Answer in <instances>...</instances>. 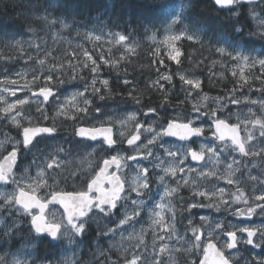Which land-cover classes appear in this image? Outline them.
<instances>
[{"label":"snow or ice","instance_id":"6c2138e0","mask_svg":"<svg viewBox=\"0 0 264 264\" xmlns=\"http://www.w3.org/2000/svg\"><path fill=\"white\" fill-rule=\"evenodd\" d=\"M264 5V0H260ZM214 4L220 10L227 9L232 16L237 18V22L232 25L237 38L233 40L222 41L224 46H216L214 51L220 57H228L233 61L241 62L244 67L256 68L262 70L261 76L256 79L264 80V58H255L244 55L242 52L236 51L238 40L243 38L244 25L239 23V18L245 15L242 8L245 4L254 5L255 0H214ZM155 7L162 12L167 13L171 18V23L168 25V30L171 33L173 26L183 24L186 19V13L191 10L193 4L191 0H155ZM53 7L52 4L41 5L34 4L33 8L38 13L35 15V20L42 22L45 27H52L59 23L62 27H69L64 20L51 18L48 9ZM42 9V12H41ZM261 15L256 14L255 7L249 8L248 13L251 19L256 20L259 26V35L264 39V8H261ZM28 31L35 32L34 28L29 27ZM200 29L190 25H184L180 28L178 34H170L165 37L164 43L169 46L168 59L180 63L181 51L175 45V41L187 39L188 41L200 42L198 35ZM55 35V33H53ZM256 32H250L249 35H256ZM118 39L117 43L123 42L127 37L123 34H115ZM87 39L101 40L100 35L93 36L92 33H85ZM221 42L217 41L219 45ZM22 55L25 49L19 41L13 45ZM30 47L37 50L35 63L38 68L33 69L32 79L26 81L20 88L13 89L8 85H17V79H10L7 75L0 79V92L7 93L9 96L15 97L17 91L26 90L31 93V96L17 98L9 103L3 95H0V118L7 120L13 127L19 130V138H14L5 135V139L0 140V185H4L0 189V214L7 215L10 219L4 221L3 215H0V223L3 224L5 236H15L22 233L27 228V233L31 237L28 243L33 240L39 242H47L49 247L60 248L63 241L67 239L69 244L81 243L76 241L77 237L86 235L92 222H95L97 229L102 226L107 228L106 231H98L100 236H114L119 230L121 238L124 239L123 226L129 225L131 222L137 221L136 218L141 217L144 211H147L150 221V228L153 239L151 251L144 240V229L139 233H129L127 239L136 241L135 244H130L128 247L122 248L123 264H185L188 256H194L202 251V258L198 264H239L237 253L240 252L239 246L250 245L252 248H260L261 252L251 258L244 257L245 264H264V226H239L231 229H226L225 225L220 222L212 223L208 217H201L199 225H193V222L188 217V227L186 231L191 232V236L181 235L177 228V211H187L194 214L193 210L201 207H207L219 211L226 207L231 209L233 205H237L233 215L239 218L251 219L257 214L259 209L261 214H264V178L248 174V180L252 182V194L249 195L244 181L237 176L240 171L242 161L231 158L223 171H220L218 165L221 163V155L228 153H238L242 157H260L264 160V146L256 148L250 142L259 139L261 144H264V98L251 99L248 96H242V99L229 98V103L233 105L246 103L258 105L260 115L248 111L251 117H246L240 120L239 123H230L231 114L228 117L221 118L218 115L217 108H211L209 112H202L201 108L205 107L202 103L193 104V111L199 116H206L212 122L214 131L211 135L219 142V145L208 146L200 144L198 150H194L191 146L181 144L179 146L170 144L164 141V137H175L181 142L192 141L193 137H201L205 134V129L202 126H196L198 117L188 118L177 115L175 118L167 120L166 126L163 122L152 121L147 126L140 122H136V114H129L123 119H113L108 117L106 121H101L99 126H76L74 134L82 139L91 141L102 140V143L112 149L118 143L114 139V127H118V135L120 141H125L133 154L126 155L124 151L118 150L115 155L104 158L102 163L95 165L91 159L92 153L88 157L80 161L81 167L72 172L71 175L76 177L79 172L88 171L94 173L90 179L86 180V188L78 191H64L59 189L58 181L53 177L52 183H49V170L59 169L63 166V161L59 159L56 153H49L45 156L42 163H38V155L43 154V150L37 148L40 139H49L57 133L58 127L56 121L63 117L65 120H84L91 115L93 107L97 113L104 115L101 107L94 104L93 99H89L85 93L91 90L93 97H98L104 101L107 97L113 95L112 89L107 79L100 80L99 84L103 87H97L98 80L95 74L100 71V64L93 59V55L88 50L82 49V55L85 58L79 61L81 69H88L93 78L91 82L85 81L83 91H77L71 96L66 97L64 102L56 107L55 112L51 117L47 114L44 105L50 102V98L55 96L53 88L50 86L54 81V73H58L63 69V65L47 64L46 58L40 57L41 45L33 42ZM131 50V49H129ZM51 55V52H46L45 57ZM2 58V57H0ZM77 58L78 57H74ZM28 60H33L31 53L27 54ZM100 59L106 65L117 66L119 60L105 59L101 53ZM123 59V56L120 57ZM162 63V62H161ZM72 71L77 72L78 65H71ZM39 71H44L43 81L44 86L33 90V85L41 80V76L36 74ZM17 77H22L26 73H16ZM233 75H236L233 73ZM73 75L71 79H76ZM81 80L85 77L80 76ZM172 76L163 74L158 80L153 81L149 87L158 86L164 90V85L161 80L172 83ZM179 79L185 85H190L192 89H199L201 81L199 79L187 78L184 74H179ZM240 79L244 84L248 83V78L241 70ZM55 80L63 83L60 77L55 76ZM125 85L131 81L125 79ZM134 91V90H133ZM233 91H236L234 89ZM264 93V88L258 89ZM191 96V92H188ZM135 103L140 104L141 99L134 96L133 92H128ZM42 97V100L40 99ZM202 101L209 100L207 95L200 98ZM222 98H216L215 103L220 104ZM168 102V96H164V103ZM184 103V101H180ZM36 104V111L44 121L52 120L51 125H44L40 120L25 110V106ZM164 104H161L163 107ZM223 105L220 111L223 110ZM155 107H149L145 111V116L149 113H156ZM239 119V117H238ZM186 121V122H185ZM241 124L244 125L246 136L242 137ZM134 125L135 131L128 134L131 127ZM251 125V127H249ZM259 138L253 132L257 129ZM123 129V130H119ZM142 133L151 134L146 143H138L141 141ZM39 138V139H38ZM194 142V141H192ZM159 145L163 148L164 159L159 155H154L153 147ZM153 146V147H150ZM10 147V150H9ZM36 149L33 155L32 164L36 165L37 171L35 176L28 175L29 168L25 167L23 172L18 176V161L21 151L32 152ZM175 149V150H173ZM63 148H57L56 152H63ZM6 152V154H4ZM153 157L157 163L154 168L159 169V173L151 171L147 166H142L140 159L148 160ZM190 157L192 161L201 162L202 169L198 170L193 167H181ZM129 161L135 162V167L129 164ZM211 162L213 167L207 168V163ZM252 167H256L255 164ZM125 168L132 169V174L128 175L124 172ZM98 169V170H97ZM178 173H184L182 179H176ZM195 174L196 178H190V174ZM243 175V174H241ZM171 181H174L171 182ZM217 181L223 180L225 184L232 187L234 190H229L224 187H217L212 184L211 188H207L203 182L212 179ZM157 186V192L153 193V183ZM259 185V187H258ZM191 187L192 197L194 202H185L186 207L181 206L179 209L175 203L179 197L182 188ZM162 189V192L160 191ZM42 190L44 195H41ZM135 194V198L132 194ZM258 193V194H257ZM158 195L159 199L154 197ZM147 197V201L145 199ZM195 198H203L209 201L204 204ZM130 202V203H129ZM60 205L63 212L57 216L56 212H49L50 205ZM239 205H243L240 207ZM120 213L118 222L115 227H107L109 223L114 222V217ZM166 213L170 215H166ZM103 222V225L102 223ZM243 234V235H238ZM226 237V239H224ZM170 241H175V244H170ZM180 245L177 247L176 245ZM139 250V251H137ZM232 250H235L233 252ZM245 253L248 251L244 250ZM103 255V252L101 253ZM167 257V259H163ZM183 257L184 259H181ZM0 264H9L5 257L0 256ZM11 264H29L28 260H13ZM31 264H36V261H31ZM49 264H53L49 261ZM64 264H78L77 261L65 260ZM111 264H120L119 258L112 261ZM190 264H197L195 259L190 261Z\"/></svg>","mask_w":264,"mask_h":264},{"label":"flooded vegetation","instance_id":"af4514ba","mask_svg":"<svg viewBox=\"0 0 264 264\" xmlns=\"http://www.w3.org/2000/svg\"><path fill=\"white\" fill-rule=\"evenodd\" d=\"M77 27H69L70 32H73L74 29ZM65 29V28H64ZM63 29V30H64ZM81 32L84 33H94V32H106L107 39L112 40L114 43L111 44L110 41L107 42L103 41L97 45H87L83 48H78L77 52L81 56H72L71 58H62L59 61H63L66 63H70V65L76 64L78 65L77 72H66L65 74L61 71L58 73H54V81L50 85L53 88V91L55 93V96L50 98V102L44 105L45 110L47 111V114L49 117L53 115V113L56 110V107L63 103L66 97L71 96L73 93L77 91H83L85 86V81L88 83L91 82V79L93 78V74L88 69H83L79 67V61L84 60L85 58L82 55V49H86L89 51L90 54L93 55V59L97 61L98 64H100V71L96 75V78L98 80L97 87H101L103 94V87L99 84L100 80L107 79L109 81V85L112 89L113 95L111 97H107L104 101H101L98 99V97H93L91 90L89 92L85 93V95L89 99L94 100V104L101 107V110L106 115H111L114 117H118V119L126 118L129 114L135 113L136 114V122H140L147 126L148 123H151L152 121H160L163 122L166 126L167 120L175 118L178 114L181 116H185L188 118L192 117H198V113L193 111V104L198 103V89H192L190 85H185L183 82L179 79V74H184L187 78H193L198 79L196 75H193L189 72H184L181 70L180 63L184 61L180 57V63L177 64L175 61H171L168 59V57L163 56H155L154 50H151L150 47H147V50L142 52L144 55H136L140 52V45H137L135 41H132L131 46L129 48H124L117 45V39L118 37L115 35L116 33H120L117 30L109 29L101 27L100 29H97L96 31H93L89 28H79ZM66 30V29H65ZM255 32L257 33L255 36L257 39V44L259 46V49L257 52H246L247 54L255 56V58H264V39L260 38L259 35V29H255ZM122 34V33H121ZM128 39L130 38V35L123 34ZM66 36V35H65ZM55 40H60L62 37L60 34H56L53 36ZM147 38V36H146ZM87 39V38H86ZM146 44L148 42L146 41ZM111 50L112 48L118 49V52L123 56V59H120V57L112 58L111 60H119V64L117 66H112L115 71L108 72L106 71V68H109L110 65H106L103 63L101 59H98L97 57L101 55V49ZM131 49V50H129ZM238 51V50H236ZM16 56L12 57L10 60L3 57L0 59V79L2 75L8 73L9 71H13L15 74V78H17L16 73H26L29 71V78L28 81L32 79L33 75V69L38 68V65L35 63V57L37 53H34L33 60H28L27 56L23 58V55L18 51L15 50ZM130 56H126L129 55ZM148 54L149 56H147ZM152 55V56H150ZM74 57H78L74 58ZM41 58H46L47 64H53L55 63L54 59L52 57L48 56H41ZM162 62V63H161ZM69 68V67H68ZM236 68V67H234ZM81 70V71H78ZM251 71L245 70L244 73L245 76L248 78V83L244 84V81L240 79L241 73H236L238 79L240 80V86H239V94L240 99H242V96H248L251 99H261L264 98V93H261L258 91V89L264 88V80L256 79V77L261 76L262 70L259 69L257 66L256 68H250ZM236 72V70L234 71ZM44 71H39L36 74L43 76ZM232 73V72H231ZM163 74H169L172 76V83H168L167 81L161 80L160 83L164 85V90L159 89L158 86L156 87H149V85L153 82L159 79V77ZM59 76L60 80H63V83H59L55 80V76ZM73 75H76V79H71ZM117 75V76H116ZM233 75V73H232ZM83 76L85 77V80H81L79 77ZM127 79L131 81L130 84L125 85L123 81ZM18 84L23 85L24 82L22 80H18ZM17 84V85H18ZM20 85V86H21ZM44 86L43 77H41V80L38 81L35 85H33V90H38L39 87ZM134 90V91H133ZM25 91V92H24ZM22 90L24 95L26 93H29L28 95L31 96L30 92H26V90ZM132 91L134 96H138L141 99V103L137 104L135 101L128 96V92ZM191 92V96L188 95V92ZM168 96V102L164 103V96ZM212 98H220L221 96L211 94L209 95ZM235 96V92L231 93L230 95L223 96L222 98L228 100V98ZM42 100V97L40 98ZM180 101H184V103H180ZM161 104H164L163 107H161ZM227 104V103H226ZM240 110L245 114L247 112L246 108L252 106L251 104L242 103ZM31 111L30 114L40 120L41 124L44 125H51L52 120L49 119L47 121H44L42 117H40V114L36 111V104H31ZM149 107H155L157 109L156 113H149L147 116H145V111ZM211 108H214L213 105H209V111ZM219 113H221L220 110H218ZM223 115L225 117H228L230 113V108L226 105L225 109L222 111ZM253 113H257L260 115L259 112L254 111ZM118 114V115H117ZM105 115H101L100 113H97L95 111V108L93 107L91 115L87 117L84 120H65L63 117H60L57 119L56 124L58 127L57 133L54 135V137L49 139H40L39 143L37 144V148L43 150V154L38 155V163H42L45 159V156H47L49 153H56L57 148H63V152H58L59 159L63 161V166L59 169H53L49 170L48 176L49 181L52 183V178L57 176H65L62 179H56L58 181L59 189L64 191H78L83 188H86V180L88 176L91 177V172L83 171L79 172L76 177H73L71 175L72 172L76 171L78 168L81 167L79 164L81 160L88 157L89 153H92L91 159L93 160L94 166L99 165L102 163V160L104 158L110 157L111 155H115L118 150H127L124 151V154L131 155L133 154L132 151L127 147L126 140L120 141V137L118 135V127H114L113 135L114 139H117L118 143L114 145L112 149H108L106 145L102 143V140L97 142H89L78 139L77 136L74 134V128L76 126H84V127H91V126H99L101 121H106L107 118H104ZM223 118V117H221ZM244 119V117H243ZM242 119V120H243ZM186 122V121H185ZM196 126H202L205 129V134L200 138H194L192 141L189 142H180L173 139H167L168 141L172 143H176L178 145L186 144L191 146L194 150H198L200 144L207 142L209 146H216L219 145V142L215 140V138L211 135V133L214 131V128L212 127V122L209 118L207 120H199L196 119ZM230 123H234L232 118L229 121ZM240 122V121H239ZM241 136H246V133L244 131V125L241 124ZM120 130V129H119ZM135 131L134 125L133 128L129 131V135ZM0 134L3 139H5V135L19 138V130L13 127L7 120H4L0 118ZM255 134V132H254ZM257 138H259V132L255 134ZM145 133H142L141 136V142L144 141ZM39 139V138H38ZM252 145H254L257 149L261 146H264V144H261L259 142V139L254 140L253 142H250ZM10 150V147H9ZM36 153V149L34 148L32 152H25L21 151L20 159L18 161V173H22L23 169L25 167H28L31 165L30 169L32 172L37 171L36 165L32 164L33 161V155ZM6 154V152L4 153ZM189 162H191L190 158L188 157ZM237 159L238 161H242L240 165V171H239V177L245 182L244 185L246 187V190L249 195L252 194V182L248 180V174L250 173L253 176H259L261 178H264V160H261L260 157H242L237 153ZM143 161V159L141 160ZM192 163V162H191ZM129 164L133 166V169L135 167V162L129 161ZM193 164V163H192ZM255 164L256 167H252V165ZM195 165V164H194ZM203 165V164H202ZM201 166V165H197ZM98 170V169H97ZM124 172L128 175L132 174V169L125 168ZM243 174V175H241ZM61 181V182H60ZM4 187V186H0ZM259 187V185H258ZM68 189V190H67ZM258 194V193H257ZM41 195H44V191L42 190ZM240 207H243V205H239ZM48 211L56 212L57 216H59L60 213L63 212V210L55 205H50ZM229 214V213H228ZM118 218H120V213H117ZM228 221H234L235 219L232 218V216L227 217ZM238 223L240 226H254V227H260L264 226V214H261L259 209L257 210V214L254 215L251 219L247 218H239L238 217ZM243 235V234H238ZM87 233L85 236L80 238L82 241L79 243V245L74 248V253H76L78 256L82 257L84 259V256L86 255V241H87ZM226 239V237L224 238ZM36 255L38 256V249L41 245H47V242H39L36 240ZM72 244H69L68 242L63 241V245L60 248H52L49 247V250L52 251V254L49 256V261H52L53 264H59L61 263V258L65 259V256L67 253L70 252L69 246ZM240 252L237 253L239 258V264H245L244 257L251 258L252 256H255L257 253L261 252L260 248H252L248 245L241 244L239 246ZM245 249L248 251L245 253ZM90 250V249H89ZM235 252V250H232ZM49 261L47 263H49ZM58 261V262H57Z\"/></svg>","mask_w":264,"mask_h":264},{"label":"trees","instance_id":"16d2710c","mask_svg":"<svg viewBox=\"0 0 264 264\" xmlns=\"http://www.w3.org/2000/svg\"><path fill=\"white\" fill-rule=\"evenodd\" d=\"M191 2L193 7L186 13L183 24L173 26V29L175 34H178L184 25L200 29L198 33L200 42L187 39L177 41L181 58L184 60L180 63L181 70L198 77L201 81L202 93L221 97L230 95L239 89V80L223 68L225 57L216 54L214 48L224 46L222 43L224 40L237 38L232 28V25L237 22V18L232 16L229 11L216 10L211 0H191ZM37 3L52 4L53 7L48 9L51 18L58 17L71 27L92 28L99 26L130 35L129 39L140 45V52L136 54L139 56L144 55L142 52L147 50L146 35L159 33L171 21L167 13L154 6L155 0H0V57H5L8 60L15 57L17 49L13 47V42L16 41H19L25 49L23 58L28 53L33 56L37 50L30 47V44L35 42L41 45L40 57L45 56L46 52H51L48 57H52L55 64L63 65L61 72L64 74L73 72L71 65L59 60L78 56V48L58 42L53 37V33L55 35L68 34L71 33L70 30H63L64 27L59 23L52 27H45L42 22L35 20V15L40 14L33 8V5ZM257 7L261 10L264 5L259 3ZM241 10L245 14L239 18V23L244 25L243 38L238 40L236 49L255 53L259 49L258 38L255 35H249L250 32H255L254 22L248 18L247 6H243ZM29 27L34 28L35 32L28 31ZM217 41L221 43L218 45ZM101 53L105 59L109 60L111 57L124 56L115 48L108 52L102 48ZM126 56H130V54ZM97 58L100 59V55ZM106 71L113 72L115 69L110 65ZM234 89L236 91H233ZM64 177L57 176L55 178L62 179ZM3 232L4 228H0V255L16 249L22 244L23 239L27 236L30 237L26 227L22 233L11 237L3 235ZM87 235L85 247L89 251L98 237L93 238L91 227ZM51 254L52 251L47 245H41L38 249V258L41 261L48 262Z\"/></svg>","mask_w":264,"mask_h":264},{"label":"rangeland","instance_id":"374dc122","mask_svg":"<svg viewBox=\"0 0 264 264\" xmlns=\"http://www.w3.org/2000/svg\"><path fill=\"white\" fill-rule=\"evenodd\" d=\"M178 1L179 0H177V2ZM252 7H255L256 14L258 16L261 15L260 8L257 7V5L249 6L247 8L249 10V8H252ZM252 21L254 22L255 28L259 29V26H258L256 20L252 19ZM170 23H171V21H169L159 33H153V34L146 35L147 36V42H148L147 47H150L151 50H154L155 56L168 57V51L170 49H169V46L164 43L165 37L170 35V34H175L173 28H172L171 33L168 30V25ZM69 27H67L65 29L67 30V29H69ZM100 28L101 27L96 26V27H92L89 29L96 31L97 29H100ZM105 33L106 32H94V33H92L93 36L100 35L102 37L101 40L97 41L95 39H86L85 33L81 32L79 28H76L71 33L60 34L62 37H66V38H61L60 40H58V42H62L68 46H76L79 48L86 47L87 45H91V46L97 45V44L101 43L102 41H103V43L105 41H107V42L110 41V43L113 44L114 42L110 39H107V37H106L107 35ZM131 42H132V40L127 38L125 41L117 43V45L124 47V48H129L132 44ZM14 43L15 42H13V44ZM175 45L177 46V41H175ZM236 50H238L239 52H242L244 55H248L250 57H255L253 55L245 53L244 50H242V49H236ZM147 56H149V55L147 54ZM150 56H152V55H150ZM234 67H236V68H234ZM223 68L228 70L229 72H232L235 74L241 73V70H243V73L246 72L245 70L251 71L249 67H244L241 62L233 61L228 57H225ZM235 70H236V72H234ZM28 72L29 71H27L26 75H24L22 77L15 78V74L13 73V71H9L8 73L2 75L1 79H3L5 75H7L10 79H17L19 81L22 80L25 83L26 81H28V78H29ZM233 76L237 80H239L238 79L239 77H237V75H233ZM240 83L241 82L239 80V86H240ZM20 85L21 84L8 85V86L13 88V89H16V88H20L22 86V85L21 86ZM28 94L29 93H26L27 96H30ZM0 95H3L9 103L13 102L17 98L22 99L26 96V95H24L22 90L17 91V95L15 97L9 96L7 93H3V92H0ZM203 95H206V94L202 93L201 89L199 88L198 89V102L205 105V107L201 108L202 112H209V105H213L214 108H217L218 110L220 109L221 105L224 106L223 110L225 109V106L227 105L230 108L231 118H232L234 123H239V121L242 120L243 117H244V119L246 117L254 118V117H251V114L248 111L249 108L252 109V112L256 111V112L260 113V109H259L258 105H252V106L246 108L247 112L245 114H243V112L240 110L241 106L243 105L242 103L237 104V105H233V104L229 103V98H228V100H226V99L220 97V98H222L220 100V104H216L215 103L216 98H212L209 95H207L209 97V100L202 101L200 98ZM232 98L240 99L239 89L235 92V96H233ZM30 105L25 106V110L28 112L31 111ZM2 106H3V104L0 103V107H2ZM222 111H221V113L218 112V115L220 117L224 118L225 115H223ZM104 115H105L104 118H107V119H108V117H112L114 120L118 119V117H114V116L106 115V114H104ZM257 115H259V114L257 113ZM238 117H239V119H238ZM207 118L208 117H206V116H199V114H198L199 120L205 121V120H207ZM249 127H251V125H249ZM132 128H133V126L131 127V129ZM120 130H123V129H120ZM253 132H255V134H257L258 128L253 129ZM148 138H151V134L145 133V138H144L143 143H146ZM0 140H3L1 134H0ZM164 141H168V140L164 137ZM168 142H170V141H168ZM170 144H175V145L179 146L178 144L172 143V142H170ZM203 144L208 145L207 142H205ZM150 147H153V146H150ZM173 150H175V149H173ZM153 153H154V155H159L164 159H170L168 157H164L163 148H160L159 145L153 147ZM56 154L58 155L59 153L56 152ZM231 158H235L236 160H238L237 159V153H231V156H229L228 153H224L221 155V157H220L221 163L218 165L220 171H223L224 166L228 162H230ZM139 163L142 166H147L151 171L159 173V169L154 168V165H155V163H157V161H155L153 159V157H149L148 160H143V161H140ZM181 167H185V168L193 167V168H197L198 170H207V169H202L201 166H197V165L192 164L191 162H189L188 158L185 161V163L183 165H181ZM212 167H213L212 163L208 162L207 168H212ZM20 174L21 173H18L17 175L19 176ZM35 174H36V171L32 172L31 169L29 168L28 175L35 176ZM183 176H184V173H178L176 179H182ZM237 176L239 177V172H237ZM90 178L91 177L88 176L87 179H90ZM190 178L195 179L196 178L195 174L194 173L190 174ZM169 179L171 181V178H169ZM171 182L174 183V181H171ZM49 183L51 184L50 181H49ZM203 183H205L206 187L209 189L211 188L212 184H215L217 187H224V188L229 189V190H234V189H232L231 186L225 184L223 180L217 181L213 178L212 180L207 181V182H203ZM4 187H0V189H3ZM160 191L162 192V189H160ZM156 192H157V186L155 185V182H154L153 183V193H156ZM132 197L135 198L134 193L132 194ZM179 197H182L183 200H181L180 198H177L175 200V203H176L178 209L181 206L186 207L185 202H188V203L194 202V198L192 197L191 187L182 188L180 193H179ZM154 198L156 200H158L159 196L156 195ZM145 199L147 201L148 198L145 197ZM195 199L199 200V202L204 203V204L209 203V201L204 200L203 198H195ZM236 207H237V205H233L231 209L223 207L219 211H216L215 209H212V208L201 207V208L194 209L193 210L194 214H190L187 211L181 212L178 210L177 211V228H178V231L180 232L181 235L191 236V232L186 231V229L188 227V219H185V217H188L189 219H191L193 222V225H199L200 224V218L203 216V217H208L210 222H212V223H215V222L223 223L225 225L226 229H231L233 227H239L240 225L238 223V217L232 214ZM0 215H3L4 221H8L10 219L9 217H7V215H4V214H0ZM166 215H170V214L166 213ZM230 216H232V218H234L235 220L234 221H232V220L228 221L227 217H230ZM113 219H114V222L109 223L107 225V227H113V228L115 227V223L118 222L119 218L114 217ZM136 219L139 222L133 221L129 225L123 226V228L125 229L123 231V236H124L123 240L121 238V232L119 230L115 233L114 236H112V235H109V236L98 235L97 234L98 231H101V232L106 231L107 228L102 226L100 229H97L96 223L92 222L90 227L92 228L93 238L98 237V239H96V242H93L92 250L87 251L86 255L84 256V259H83L82 257L78 256L76 253H74V248H76L79 245V243H73L72 245L69 246L70 252L66 254L65 259L61 258L62 262L59 264H64L65 260L77 261L78 264H111L112 261H116L118 258H119L120 264H123L122 248L128 247L130 244L136 243V241H134V240L130 241L127 239L129 233L136 234V233H139L141 231V229L145 230L144 231V240H145V243L149 246V251H151V244H152L153 235H152V231L150 228V221L148 218L147 211H144L142 213V218L138 217ZM101 223L103 225V222H101ZM0 228H4L2 223H0ZM87 234H88V231H87ZM80 238H82V237H77L76 241L80 240ZM30 239L31 238L27 236L25 239H23L24 241L22 240L23 241L22 244L20 246L16 247V249L9 251L8 253H5V254L0 255V256L5 257L6 261H8L9 264H11V261L16 260V259H19V260H25L26 259L29 261V264H31V261H33V260L36 261V264H49L47 262L41 261L38 258V256L36 255V250H35V246H36L37 241L33 240L31 243H28V241ZM64 241L68 242L67 239H65ZM169 243L175 244V241H170ZM176 246L179 247L180 245L177 244ZM137 251H139V250H137ZM102 252H103V255L101 254ZM201 256H202V251L199 253H196L194 256H188L186 258L185 264H190V261L192 259H195L198 263V260L201 258ZM238 258H240V257L238 256ZM163 259L166 260L167 257H163ZM181 259H184V258L181 257Z\"/></svg>","mask_w":264,"mask_h":264},{"label":"water","instance_id":"95a60500","mask_svg":"<svg viewBox=\"0 0 264 264\" xmlns=\"http://www.w3.org/2000/svg\"><path fill=\"white\" fill-rule=\"evenodd\" d=\"M211 2H212V4L214 5V7L216 8V10H218V11H228L227 9H224V10H220L219 8H218V6H216L215 4H214V0H211ZM258 3H260V0H255V4H258ZM254 4V5H255ZM245 6H250L249 4H245ZM55 135V134H54ZM203 136V135H202ZM201 136V137H202ZM165 138H167V139H173V140H176V141H179L177 138H175V137H165ZM194 138H196V137H193L192 139H194ZM198 138H200V137H198ZM78 139H80V140H84V141H89V142H97V141H100V140H97V141H91V140H87V139H82V138H80V137H78ZM141 142V141H140ZM140 142H138V143H140ZM181 142V141H180ZM127 145V144H126ZM114 147V146H113ZM127 147H129L128 145H127ZM190 158V157H189ZM142 159H140V161H141ZM190 160H191V158H190ZM191 162L193 163V164H195V165H202V164H204L205 163V161H201V162H195V161H192L191 160ZM55 206H58V207H60V205H58V204H56ZM61 208V207H60ZM62 210H63V208H61ZM249 247H252V246H250V245H248Z\"/></svg>","mask_w":264,"mask_h":264},{"label":"bare ground","instance_id":"6f19581e","mask_svg":"<svg viewBox=\"0 0 264 264\" xmlns=\"http://www.w3.org/2000/svg\"><path fill=\"white\" fill-rule=\"evenodd\" d=\"M162 26H164V25H162ZM162 28V27H161ZM65 30V29H64ZM74 39V38H73ZM76 40V39H75ZM143 45V44H142ZM235 66V65H234ZM44 74V73H43ZM117 76V75H116ZM41 77H43V76H41ZM92 243V242H91Z\"/></svg>","mask_w":264,"mask_h":264}]
</instances>
